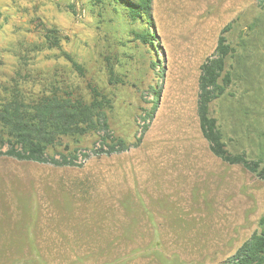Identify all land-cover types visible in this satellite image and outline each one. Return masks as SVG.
Listing matches in <instances>:
<instances>
[{"label": "rangeland", "instance_id": "1", "mask_svg": "<svg viewBox=\"0 0 264 264\" xmlns=\"http://www.w3.org/2000/svg\"><path fill=\"white\" fill-rule=\"evenodd\" d=\"M116 9L0 0V80L83 75L111 98L114 134L141 137L72 166L0 156V264H222L258 227L264 178L212 154L196 105L200 64L232 23V78L210 112L228 150L263 155L264 0H152L153 47Z\"/></svg>", "mask_w": 264, "mask_h": 264}, {"label": "trees", "instance_id": "2", "mask_svg": "<svg viewBox=\"0 0 264 264\" xmlns=\"http://www.w3.org/2000/svg\"><path fill=\"white\" fill-rule=\"evenodd\" d=\"M112 2L124 23L130 26L129 32L144 45L153 47V30L147 26L152 23V0ZM136 23L142 26L135 27ZM231 28L232 23L222 27L213 52L204 58L199 67L196 105L199 128L213 155L264 178V153L249 158L244 151L228 150L218 119L210 112L211 104L227 95L231 82V71L226 68L228 58L235 51L226 37ZM48 31L53 32L52 29ZM156 65H159L158 57L150 61L151 68ZM76 67L81 70L78 64ZM77 79L52 76L45 79L9 77L0 80V156L72 166L79 165V156H88L87 150L95 154H111L137 146L141 137L128 141L114 134L110 122L113 104L105 88L83 75ZM119 84H124V81ZM150 88L156 99L141 117L140 136L148 129L159 94L155 87L151 85ZM91 137H95L92 147L85 143ZM96 142L99 145L95 148ZM257 226L222 264H264V212Z\"/></svg>", "mask_w": 264, "mask_h": 264}]
</instances>
